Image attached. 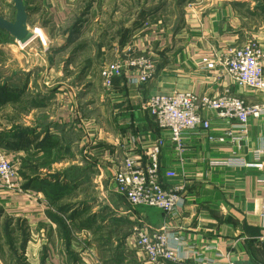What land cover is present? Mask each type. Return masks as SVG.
Masks as SVG:
<instances>
[{"label":"crops","instance_id":"0c3cea01","mask_svg":"<svg viewBox=\"0 0 264 264\" xmlns=\"http://www.w3.org/2000/svg\"><path fill=\"white\" fill-rule=\"evenodd\" d=\"M61 1L64 0H46L52 5V11L65 5L66 2ZM163 1L167 0L160 3ZM246 3V0H182L176 8L171 4L162 6L155 15L143 19L140 28L129 32L132 42H125L116 50L123 56L129 52L151 55L156 61V74L144 85L135 86L125 80L117 83L119 88L110 95L115 104H112L109 143L120 147L128 142V135H133L138 149L147 153L160 141L162 173L174 171L177 174L174 179L164 178V186L182 185L184 204L174 215H166L155 208L147 214L131 208L125 198L113 192L117 205L108 208L104 217L107 216V220L103 219L101 226H109L107 233L96 239V246L92 244L84 249L72 238L61 236L57 223L51 219L54 208L37 187L24 192L0 188V210L11 217L25 219L27 263L150 264L134 245V229L143 226L149 233L166 229L170 248L180 259L193 264H264L261 240L264 237V154L258 162L262 168L212 166L213 162L231 159L256 164L255 153L264 152V117L248 122L246 142L233 143L226 133L238 132L241 124L236 120H221L205 111L203 116L209 120L210 129L188 133L186 151L180 158L168 134L159 130L151 117L141 110L146 98L177 92L198 96L228 93L247 104L264 101V94L239 89L229 78L221 76L218 68L209 70L205 65L251 38L257 40L264 54V1L252 3L249 15L245 16L242 7L245 8ZM31 5L33 7V2ZM149 6L144 2L138 4L137 9L146 11ZM169 6L173 7V12L177 11L167 15ZM90 9L96 11L94 7ZM30 17L34 15L30 14L29 21ZM3 131L0 128V135ZM221 137H225L224 143L215 141ZM94 145L90 144V148ZM8 149L11 161L25 154L18 147ZM104 154L105 159L110 160L111 151H104ZM86 206L87 203H81L75 207L78 218L71 222V226L80 227L81 231L85 226L76 223H83ZM97 215L90 217L97 218ZM115 230L119 231V237L113 236Z\"/></svg>","mask_w":264,"mask_h":264},{"label":"rangeland","instance_id":"374dc122","mask_svg":"<svg viewBox=\"0 0 264 264\" xmlns=\"http://www.w3.org/2000/svg\"><path fill=\"white\" fill-rule=\"evenodd\" d=\"M161 1L64 0L61 1L66 2L62 7L66 6L64 10L57 6L56 11H52V5L46 0H24L25 5L32 9L30 14L34 15L30 17L28 28L34 32L35 38L24 46L5 37L0 38V88H5L0 90V128L3 133L9 138L13 129L14 132L17 128L40 126L36 128L37 136L31 138L35 142L39 141L42 129L49 126L52 128L50 141L53 144L63 142L56 146L51 157H44L36 151L26 154V151L22 157L14 158L12 163L18 170L22 191H25L23 186L27 180L21 172L29 178L35 175L52 178L90 164L95 168L87 173L88 179L65 195L59 204L78 206L87 203L83 223H76L85 226L82 231L80 227L71 226L73 219L69 217L73 211L59 215L66 225L70 224L68 230L73 242L84 249H89L92 244L96 246V239L107 233L109 226L104 224L105 227H101L103 219L107 220V216L104 217L108 208L117 205L112 183L116 164L107 161L104 154L109 150L113 154L118 147L109 143L108 136L113 125L112 104L115 102L110 98L113 90H106L102 85L100 70L104 64L123 56L116 50L125 42H132L129 32L142 25L143 12L154 13L159 6L171 4L175 7L182 3V0ZM261 1L246 0L248 4L242 7L243 14L249 15L251 4ZM144 2L150 6L146 11H139L137 5ZM172 6H169L167 15L177 11L173 12ZM15 13L13 0H0V15L4 19L14 21ZM78 25L80 30L74 33ZM15 94L19 97L17 101L14 100ZM31 99L43 105L32 107L30 102H25ZM57 126L62 127L61 131H54ZM87 140H92L90 144L95 145L90 148ZM30 148H34V143ZM2 150L10 154L6 145ZM56 210L54 208L52 212L54 216ZM91 214L99 216L91 218ZM26 234L23 217H11L0 210V264H29L22 247ZM114 234V237H119L118 230Z\"/></svg>","mask_w":264,"mask_h":264},{"label":"built area","instance_id":"2783aa9c","mask_svg":"<svg viewBox=\"0 0 264 264\" xmlns=\"http://www.w3.org/2000/svg\"><path fill=\"white\" fill-rule=\"evenodd\" d=\"M129 53L101 68L102 85L106 90H113L116 78L135 86L147 84L154 78L155 58L146 53ZM205 65L209 70L218 68L220 75L229 78L239 89L264 94V54L254 38L241 46L231 48L211 62H205ZM141 110L151 117L159 130L168 134L174 152L181 158L186 151L187 134L210 129V122L203 116V112H212L221 120L238 121L242 128L238 132L228 131L226 137L233 143H241L248 140V122L264 117V101L247 104L241 98L228 93L198 96L177 92L152 95L143 101ZM131 136L128 135V142L120 145L119 150L107 160L116 164L112 179L113 191L125 198L133 208L145 206L159 209L166 215H174L184 204V188L182 185L171 188L164 186V178L174 179L177 174L174 171L162 173V143L157 141L147 153H142ZM225 140V137L215 139L219 143H224ZM255 154L256 164L231 159L213 162L212 166L262 168L263 165L258 162L264 152L257 151ZM262 182L264 183V179ZM0 188L10 192L22 191L18 170L10 156L3 151H0ZM262 218L264 219V210ZM133 237L136 249L150 264H193L180 259L170 248L166 229L149 233L145 227L138 226L134 229ZM261 240L264 243V237Z\"/></svg>","mask_w":264,"mask_h":264},{"label":"trees","instance_id":"16d2710c","mask_svg":"<svg viewBox=\"0 0 264 264\" xmlns=\"http://www.w3.org/2000/svg\"><path fill=\"white\" fill-rule=\"evenodd\" d=\"M162 8V6L157 7L156 9H154V13H149V14H145L143 12V17L144 20L147 19L148 17H151L153 15H155V12H159V10ZM261 7H258V9H260ZM79 24H81V22H79ZM139 27L133 29L130 31L133 32L135 30H137ZM78 30H80L79 25L76 26L75 32L77 33ZM1 37H5L6 40L8 41H14L6 32H3L0 30V38ZM125 42V41H124ZM123 42V43H124ZM123 79L120 78H116L114 80V88L113 90L117 87V89L119 88V85L117 83H120ZM3 89L5 90V88H0V90L3 91ZM17 94V93H16ZM14 95V100L17 101L19 100V97L17 95ZM3 98V97H1ZM26 103L30 102L31 106L38 108L39 106H42L43 104H39L37 102H34V100H27L25 101ZM38 125V124H37ZM40 127V126H39ZM38 126H36L35 128H17V130H15L13 132V130L10 132L11 135L9 136V138L6 137L7 134L2 133L0 135V146L2 145H6V147L10 148L11 150L15 149L16 147L19 148V150H23L24 152H26V154H29V151H36V153H40L41 155H44V157H51L52 154L55 152V148L56 146H58V144H62L61 142H59L58 144H53V142H51V127H44L41 131V136L39 137V141H35L32 142L31 138L35 137L37 135H35L37 133L38 130H36V128H39ZM60 126L55 127L54 131H61ZM34 143V148H30V146L32 147V144ZM30 144V145H29ZM28 146V147H27ZM32 149V150H31ZM24 162V161H23ZM93 170V166L90 164L89 167H78L75 169H72V171H69L67 173L64 174V176L57 174L54 177H47V178H40L39 176H32L31 178H29V176L26 175V173L21 172V175L23 176L24 179H26V184L23 186L24 190L30 189L33 186L38 188V191H41L42 193H45V195L47 196V201L49 202V205L52 206L53 208H56L57 212L59 214H66V211H73L70 213V217L69 219H77L78 218V210H75L76 204H67L64 206H59V204L63 201V198L65 197V195L73 192L76 187H78V185L80 183L84 181H86V179H88L87 173L89 171ZM40 171H38L39 174ZM60 175V176H59ZM133 209H135L136 211L139 212H144L149 214V212L152 210L149 207H145V206H138V207H134ZM154 209V208H153ZM51 219L57 223V226L59 229H61L59 231V233L61 234V236H63V238L65 237V239L67 238H71V234L69 236L70 231L68 230V225L65 224V222L63 221L62 217H60L58 214H56V216H54L53 214L51 215ZM93 219H88V221H92ZM8 228V226H7ZM27 237L25 235L24 239H23V249L25 250V243L27 240Z\"/></svg>","mask_w":264,"mask_h":264},{"label":"water","instance_id":"95a60500","mask_svg":"<svg viewBox=\"0 0 264 264\" xmlns=\"http://www.w3.org/2000/svg\"><path fill=\"white\" fill-rule=\"evenodd\" d=\"M15 8L14 21H8L0 15V30L6 32L15 42L27 45L35 38L28 28L29 16L32 9H29L24 0H13Z\"/></svg>","mask_w":264,"mask_h":264},{"label":"bare ground","instance_id":"6f19581e","mask_svg":"<svg viewBox=\"0 0 264 264\" xmlns=\"http://www.w3.org/2000/svg\"><path fill=\"white\" fill-rule=\"evenodd\" d=\"M42 33L44 34L43 30H42ZM45 38V37H44Z\"/></svg>","mask_w":264,"mask_h":264}]
</instances>
